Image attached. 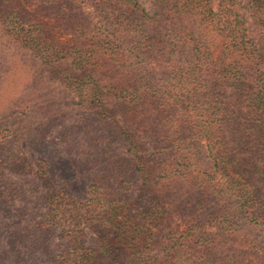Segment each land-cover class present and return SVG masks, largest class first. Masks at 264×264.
I'll return each instance as SVG.
<instances>
[{"label":"trees","instance_id":"16d2710c","mask_svg":"<svg viewBox=\"0 0 264 264\" xmlns=\"http://www.w3.org/2000/svg\"><path fill=\"white\" fill-rule=\"evenodd\" d=\"M0 154V264H264V0H0Z\"/></svg>","mask_w":264,"mask_h":264},{"label":"rangeland","instance_id":"374dc122","mask_svg":"<svg viewBox=\"0 0 264 264\" xmlns=\"http://www.w3.org/2000/svg\"><path fill=\"white\" fill-rule=\"evenodd\" d=\"M141 1H145V0H141ZM244 13L248 14L249 12H248V10H246V11H244ZM6 94H9V93H6ZM70 114H71V112H70ZM73 115H74V117L75 116H80L81 117V115L78 112L74 113ZM19 143L21 144V141ZM22 143H24V142L22 141ZM14 151H15V146L12 145L10 147L9 151H7L6 155H5V162L3 164V170L5 171L7 176L12 181H24V180L29 179L32 176H35L36 171H37V165H35L34 169H31L29 171V173H28V171L17 173V172H14L12 170L10 165L13 164L12 160H13V157H15V156H13L14 155L13 154ZM25 151H26L27 154H29V150L28 149H25ZM0 156H1V158L3 157L2 154H0ZM41 188H39V189H41ZM26 193L29 194L30 191L26 190ZM34 198H35V195L34 196L29 195V199H31V203H28L29 207L26 208V214H28V216L30 218L33 215L32 210L35 207V199ZM25 204H26V201L23 202V200H19V198L17 200H15V205H14L12 211L10 212V214H7V216H6L7 221L8 222H13V220L18 219V217H19V212H18L19 209L18 208L25 206ZM42 210H43V212H46L47 209L45 208V209H42ZM36 214L38 215V213H36ZM38 217L42 218V216H40V215H38ZM62 222L63 221H61V223ZM61 231H62V228L60 226L57 227V229L55 230L54 236H53V238L51 240V250H54L57 253H59L58 244L60 242H62V240H63ZM85 233L87 234L86 243L88 245L95 244V242L92 243V238H95L94 233H92L88 229L85 230ZM253 236H254V234H251L252 238H248V239H250V240L253 239ZM3 238H5L4 235H3ZM40 253H41V256H42L43 259H40L39 257H37L36 258L37 261L35 260V262H34V260H32L31 264H35V263L36 264H51L50 260H48V262H47V258H46L48 256V253H49L48 252V247H43V249L40 250Z\"/></svg>","mask_w":264,"mask_h":264}]
</instances>
